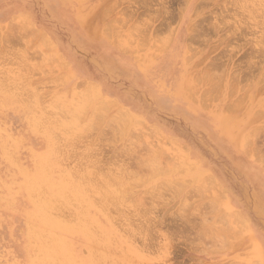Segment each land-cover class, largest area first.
I'll return each mask as SVG.
<instances>
[{"label":"rangeland","instance_id":"rangeland-1","mask_svg":"<svg viewBox=\"0 0 264 264\" xmlns=\"http://www.w3.org/2000/svg\"><path fill=\"white\" fill-rule=\"evenodd\" d=\"M0 264H264V0H0Z\"/></svg>","mask_w":264,"mask_h":264},{"label":"bare ground","instance_id":"bare-ground-1","mask_svg":"<svg viewBox=\"0 0 264 264\" xmlns=\"http://www.w3.org/2000/svg\"><path fill=\"white\" fill-rule=\"evenodd\" d=\"M238 1V0H237ZM247 6V5H246ZM249 7H250V5H249ZM253 8V7H252ZM253 12V11H252ZM19 18V17H18ZM26 22V21H25ZM27 23V22H26ZM24 25V24H23ZM32 29H34V28H32ZM25 30V29H24ZM39 30V29H38ZM36 33V32H35ZM44 35V34H43ZM108 35H110V33H108ZM11 38V37H10ZM46 38V37H45ZM46 40V39H45ZM52 60V59H51ZM81 82V81H80ZM83 82V81H82ZM258 91H259V89H258ZM242 101V100H241ZM118 113V112H117ZM102 114V113H101ZM97 117V116H96ZM98 118V117H97ZM97 118H96V121H97ZM99 119V118H98ZM103 119V118H102ZM102 119H100V120H102ZM99 121V120H98ZM112 121V120H111ZM94 123V122H93ZM95 123H97V122H95ZM100 124V123H99ZM123 124V123H122ZM121 124V125H122ZM97 125V124H96ZM119 125V124H118ZM92 126V125H91ZM119 131V130H118ZM120 132V131H119ZM249 143V142H248ZM250 144V143H249ZM248 147V146H247ZM78 171V170H77ZM92 172V171H91ZM74 173V172H73ZM72 173V174H73ZM79 174V173H78ZM77 175V174H76ZM91 175V174H90ZM85 177V176H84ZM91 177V176H90ZM91 179V178H90ZM86 180V179H85ZM89 180V179H88ZM79 181V180H78ZM90 181V180H89ZM88 182V181H87ZM122 184V183H121ZM119 186H120V184H119ZM87 187V186H86ZM45 188V187H44ZM93 188V187H92ZM89 189V188H88ZM45 193V192H44ZM35 194H37V193H35ZM43 194V193H42ZM44 195V194H43ZM56 195V194H55ZM58 197V196H57ZM54 198H55V196H54ZM54 201H55V199H54ZM82 201V200H81ZM73 204H74V202H73ZM54 205V204H53ZM64 205V204H63ZM67 205V204H66ZM76 205V204H75ZM64 209V208H63ZM82 209V208H81ZM66 210H67V208H66ZM73 211H74V209H73ZM67 212V211H66ZM69 213V212H68ZM108 214V213H107Z\"/></svg>","mask_w":264,"mask_h":264}]
</instances>
